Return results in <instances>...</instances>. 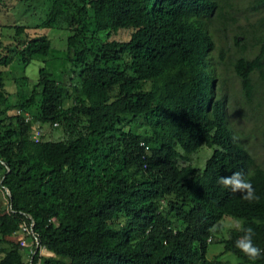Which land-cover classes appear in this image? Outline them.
I'll use <instances>...</instances> for the list:
<instances>
[{
	"label": "trees",
	"instance_id": "obj_1",
	"mask_svg": "<svg viewBox=\"0 0 264 264\" xmlns=\"http://www.w3.org/2000/svg\"><path fill=\"white\" fill-rule=\"evenodd\" d=\"M7 2L0 0V69L47 57L50 41L13 20ZM44 4L33 28L69 32L75 78L68 85L40 69L30 88L9 94L0 72V182L13 211L0 210V264H24L16 233L27 217L54 254L43 264H230L206 259L224 217L240 221L224 252L264 264V255L252 261L236 247L251 228L264 252V166L229 125L226 83L213 64V21L223 24L229 0ZM260 27L258 53L230 64L246 105L253 76L264 81V18ZM121 31L127 40L111 37ZM35 124L59 127L62 138L34 142ZM203 147L213 152L199 170L192 160ZM234 171L250 180L252 202L217 183Z\"/></svg>",
	"mask_w": 264,
	"mask_h": 264
},
{
	"label": "rangeland",
	"instance_id": "obj_2",
	"mask_svg": "<svg viewBox=\"0 0 264 264\" xmlns=\"http://www.w3.org/2000/svg\"><path fill=\"white\" fill-rule=\"evenodd\" d=\"M7 7L12 9L13 20H20L30 27L29 34L35 33L46 36L51 43V52L45 58L36 57L27 64L15 59L10 66L0 69L1 76L9 94L24 88H30L38 79L40 69L51 73L54 79L65 84H71L74 80L72 64L66 59V39L69 32L66 30H34L39 20L43 17L46 6L44 0H34L28 4L15 5L8 0ZM17 7V8H16ZM228 12L226 20L221 25L218 19H214V27L217 31L213 34L215 49L213 64L220 79L225 81L226 114L229 125L235 132L238 141L254 157L258 164L264 166V81L258 74L253 76L255 86L252 101L249 105L242 103L238 79L234 76L230 64L239 55L252 56L260 49L259 34L264 18V7L258 6L255 0H229L226 6ZM129 31H121L112 38L127 40ZM220 51L223 58L220 60ZM27 78L23 84L21 78ZM17 81V84H15ZM218 86V84H217ZM231 129V128H230ZM45 140H59L62 138L61 129L44 125L41 129ZM213 150L201 148L193 155L192 165L201 170ZM8 199L0 187V210H7ZM238 220L224 217L221 221L222 229L215 235L213 243L208 245L206 259L208 261H224L230 264H240L238 259L231 253L224 252L222 241L233 227H238ZM215 240V241H214ZM4 245L0 244V248ZM1 257V254H0Z\"/></svg>",
	"mask_w": 264,
	"mask_h": 264
},
{
	"label": "built area",
	"instance_id": "obj_3",
	"mask_svg": "<svg viewBox=\"0 0 264 264\" xmlns=\"http://www.w3.org/2000/svg\"><path fill=\"white\" fill-rule=\"evenodd\" d=\"M17 114H20V112L17 111ZM28 120L29 117L26 116L25 121L27 122ZM56 125L57 124H53L54 127H56ZM33 128L34 131L31 134V138L34 142H38L40 138L43 136V131L41 130V127H39L38 124H35ZM0 187L7 196L8 191L1 185ZM7 212L13 213L10 205H8ZM27 219H29V223L21 222L18 226V231L16 233V235L19 237L18 246L23 253V263L43 264L42 262L45 257H54V254L49 252L46 247L40 244L38 236L33 232V226H34L33 221L31 220L30 217H27ZM50 221L55 222L54 219H51Z\"/></svg>",
	"mask_w": 264,
	"mask_h": 264
},
{
	"label": "clouds",
	"instance_id": "obj_4",
	"mask_svg": "<svg viewBox=\"0 0 264 264\" xmlns=\"http://www.w3.org/2000/svg\"><path fill=\"white\" fill-rule=\"evenodd\" d=\"M217 183L232 193H239L243 200L252 202L257 198L250 180L246 178L243 171H234L228 176H221ZM243 231L245 235L236 241V247L250 260L255 261L264 255V252L252 243V229H243Z\"/></svg>",
	"mask_w": 264,
	"mask_h": 264
},
{
	"label": "water",
	"instance_id": "obj_5",
	"mask_svg": "<svg viewBox=\"0 0 264 264\" xmlns=\"http://www.w3.org/2000/svg\"><path fill=\"white\" fill-rule=\"evenodd\" d=\"M0 185H1V182H0ZM7 196H8V198H10V194H9V192H8Z\"/></svg>",
	"mask_w": 264,
	"mask_h": 264
}]
</instances>
